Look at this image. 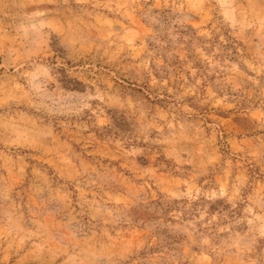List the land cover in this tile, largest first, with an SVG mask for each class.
I'll return each instance as SVG.
<instances>
[{"label":"rangeland","instance_id":"obj_1","mask_svg":"<svg viewBox=\"0 0 264 264\" xmlns=\"http://www.w3.org/2000/svg\"><path fill=\"white\" fill-rule=\"evenodd\" d=\"M0 264H264V0H0Z\"/></svg>","mask_w":264,"mask_h":264}]
</instances>
